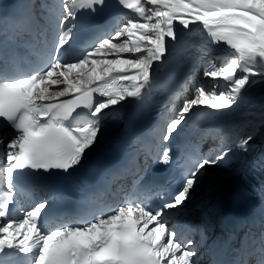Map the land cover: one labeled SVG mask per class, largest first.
Returning a JSON list of instances; mask_svg holds the SVG:
<instances>
[{
  "label": "snow or ice",
  "instance_id": "snow-or-ice-1",
  "mask_svg": "<svg viewBox=\"0 0 264 264\" xmlns=\"http://www.w3.org/2000/svg\"><path fill=\"white\" fill-rule=\"evenodd\" d=\"M107 9L108 0H58L44 66L22 76L0 67V264L13 258L19 264H246L215 245L207 260L198 256L195 242L166 217L185 205L210 169L248 154L264 135V105L248 102L250 90L264 85V0H115ZM194 27L200 36L183 41ZM77 33L84 47L70 56ZM182 41L183 63L172 77L193 60L196 67L176 85L187 94L167 109L174 115L157 126L156 151L146 154L155 165L153 179L145 181L137 155L129 154L113 173L135 178L121 203L87 209L93 197L85 196L80 214L48 227L53 206L45 198L14 219L11 206L22 182L70 177L88 163L104 123L119 119L117 105L143 108L154 88L168 90L156 73ZM242 103L256 109L247 113L246 134L230 131V141L225 136L187 166L179 163L177 139L197 117L231 118ZM80 109L88 120L74 123ZM173 164L180 168L175 189L156 184ZM259 178L264 182V162ZM259 245L264 264V232Z\"/></svg>",
  "mask_w": 264,
  "mask_h": 264
},
{
  "label": "bare ground",
  "instance_id": "bare-ground-1",
  "mask_svg": "<svg viewBox=\"0 0 264 264\" xmlns=\"http://www.w3.org/2000/svg\"><path fill=\"white\" fill-rule=\"evenodd\" d=\"M51 1V0H50ZM58 5V0L54 1V6H52L49 10H48V14L43 22L42 26H38L36 28L35 31H38L39 29H45V24L47 21L52 20V17L56 11V6ZM130 15H133L130 13ZM196 30H200L199 28H193L191 33L195 32ZM33 33V32H31ZM188 33H186L183 37V41L186 39V37L188 35H190ZM36 38V37H35ZM182 41V42H183ZM175 49H170L169 52V57L168 60L171 56V54L174 52ZM196 64L192 65V66H188L186 71H185V75L189 74L192 72V67L195 66ZM164 65L159 66V70L162 69ZM158 70V71H159ZM183 91V89H182ZM183 95L185 94L184 91L182 93ZM177 97H182V95H179V93L176 94L173 103H176V101L178 100ZM248 102L252 103L254 105L257 106V108L260 105H264V94L263 93H255V94H251V96L248 98ZM242 105V104H241ZM119 108H121L119 105L116 106V110H118ZM242 109V106H240V108H238L237 110ZM255 109V108H254ZM233 113L231 118H228L229 122H227L225 125L222 126V128H220V130L218 131H213L210 132L207 142V146H206V153L208 152V150L211 149V147L213 146H217V141L218 138L222 136V134L224 132H226L227 130H231V131H245L247 132V130L243 129V127H241V125H236L237 123L235 121H237L238 119L241 118V113L239 112ZM256 110V109H255ZM119 119H108L105 123H104V131L102 133L100 142L101 143L104 139H106L107 137L111 136L113 133H115L118 128L121 125V114L118 113ZM247 116V115H246ZM234 122V123H233ZM232 125H235V128H232ZM205 140V139H204ZM261 162H264V143L260 146V149L257 151V153L248 161H246L245 163H243L242 168L244 171H250L252 168L256 167V168H260V164ZM225 178V177H223ZM213 178H208L207 180V184L205 186V189H203L202 193L203 194V200L204 201H211L213 194L215 193V191H213V193H208L206 192L207 189H211L213 188V185H209L211 182H213ZM197 196V195H196ZM195 195H193V197H191L186 203L185 205L181 206L179 209L177 210H172L170 215L166 217V219L168 220V224L170 225H174L178 231L182 232L184 237V226L186 223H190L193 225H199L198 227H202L201 230H204L207 234H212L215 231H218V227L216 224L217 219L213 218V214H211L210 212H208V209L202 212H199L200 210V204H201V199H199V197H196ZM26 208H18L16 211V219L20 220L23 218V214H24V210ZM5 221L3 218H0V224H3ZM220 232V231H219ZM197 250H198V256H203L205 257V253L203 252V245H199L198 244V240L197 243H195Z\"/></svg>",
  "mask_w": 264,
  "mask_h": 264
},
{
  "label": "rangeland",
  "instance_id": "rangeland-1",
  "mask_svg": "<svg viewBox=\"0 0 264 264\" xmlns=\"http://www.w3.org/2000/svg\"><path fill=\"white\" fill-rule=\"evenodd\" d=\"M54 1H56V0H51V1L50 0H35V5L34 6L36 7L37 11H39V13H43L44 14L45 12H48V10L52 6H54ZM41 17H42V15H37L38 19H40ZM44 24L46 25L45 27L47 29H49V30L52 29V20H49V21H47ZM195 67H196V65L193 68H191L192 71L195 69ZM183 91H184L185 94H187L186 90H183ZM183 91H181L179 93L182 96H183V94H182ZM260 92L264 94V85H257L252 90H250L248 98L251 96V94L260 93ZM178 103H179V100H177L176 104L178 105ZM172 115H174V113H171L169 118H171ZM262 131H264V130H262ZM231 132L232 133H238L240 135L246 134V132L242 133L239 130H237V131L235 130V131H231ZM225 136H227L229 141L232 139V135H229V133H226L221 138L219 137V139L217 141V146L220 144L221 139L224 138ZM263 143H264V135H257V137H256V139L254 141L255 147L253 148L252 151H250L248 154H246L244 156H240L239 158L233 159L229 163L220 164V165L216 166L215 168L210 169L207 172V174H205L204 176H202L200 178L198 185L195 187V189L192 191V193L190 195V198L193 197V195H195V196L197 195L196 197H199V199H201L199 212L207 210V203L203 200L202 191H203V189H205V186L208 183L207 182L208 178H213L214 181L209 184V185H213V184H216L218 180H220L223 177H225L229 171L240 170L242 168L243 163H245L246 161L251 159L257 153V151L260 149V146ZM217 146L215 145V146L211 147V149H214ZM172 226H174V225H170L169 227H172Z\"/></svg>",
  "mask_w": 264,
  "mask_h": 264
}]
</instances>
